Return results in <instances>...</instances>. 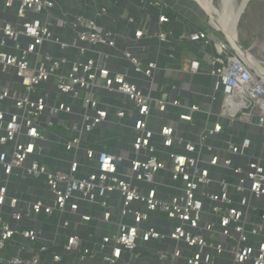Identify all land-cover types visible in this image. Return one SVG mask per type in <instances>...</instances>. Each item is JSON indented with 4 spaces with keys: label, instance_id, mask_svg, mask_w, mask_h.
<instances>
[{
    "label": "built area",
    "instance_id": "2783aa9c",
    "mask_svg": "<svg viewBox=\"0 0 264 264\" xmlns=\"http://www.w3.org/2000/svg\"><path fill=\"white\" fill-rule=\"evenodd\" d=\"M2 1L4 7L14 10L19 22L0 21V251L15 236L31 243L42 236L39 230L9 227L3 213L6 203L13 211L9 218L17 225L23 219L54 214L78 215L81 222H89L93 220L91 216L79 214L80 204H85L99 207L100 221L114 230L94 248L81 251L79 237L68 235L63 252L79 251L81 260L101 256L106 264H115L124 252L132 257L141 244L170 239L176 246L171 252H157L159 264H264V158L250 154L252 142L248 137L235 143L228 136L220 149L209 144L234 124L258 129L264 139V73L250 65L225 35V40H219L205 31L191 33L185 40L213 49L207 75L213 79L210 99L217 104L216 120L194 139L179 135L168 124L160 125L154 132L149 122L154 110L166 113L174 107L178 120L190 125L197 113H211L201 111L196 104L151 97L154 61L141 63L129 51L123 53L133 73L150 85L147 92L132 82L127 73L109 70L108 55L98 49L114 48V39L95 20L79 14L68 23L60 19L63 26L74 32V40L68 43L54 37L50 30L53 0ZM105 12L101 9L99 15ZM39 15H45L46 21ZM168 21L165 15L158 18L159 24ZM29 28L33 29L31 34ZM134 35L136 39L145 35L162 43L167 39L161 29L153 35L136 30ZM48 43L55 44L63 53L74 51L75 60L69 61L65 55L54 57L45 48ZM91 53L95 57H90ZM187 69L196 74L200 63L192 60ZM46 83L71 103L49 105V95L39 93ZM97 89L117 93L135 107L131 111L115 107L112 111L116 118L132 121L126 126L133 137L128 152L114 153L105 148L95 151L82 146L83 137L96 131L109 115V107L95 98ZM73 103L83 107V112L77 114L79 120L71 126L62 125L70 136L59 137L71 160L66 170L50 171L37 159L45 133L53 126L51 120L43 125L42 117L46 112L49 117L72 115ZM156 137L160 149L155 145ZM80 153L93 165L86 167L79 159ZM224 155L238 157L240 161L233 162ZM82 168L85 173L78 178ZM219 170L229 173L230 178L215 179L213 172ZM16 171H22L23 177H43L51 201L31 202L24 213L17 210L18 199L7 197L9 179ZM212 186L217 187L216 192L211 190ZM171 190L173 193H168ZM113 194L119 197L117 222L113 220L115 210L110 203ZM151 214L173 222L171 231L164 233L149 225ZM68 226L67 220H60L59 228ZM45 251L46 246H41L30 260L16 257L10 262L39 264V256ZM60 261L61 256L55 254L51 264Z\"/></svg>",
    "mask_w": 264,
    "mask_h": 264
},
{
    "label": "crops",
    "instance_id": "0c3cea01",
    "mask_svg": "<svg viewBox=\"0 0 264 264\" xmlns=\"http://www.w3.org/2000/svg\"><path fill=\"white\" fill-rule=\"evenodd\" d=\"M53 1L55 7L51 11V18L48 21L54 37L68 43L74 40V32L68 26H63L60 19L68 23L71 17L77 14L93 19L103 31L110 32L114 39V48L101 47L98 49L103 54L108 55L106 65L109 70L127 73L132 82L138 84L144 92H147L150 85L141 76L133 73L132 65L123 57V53L129 51L141 63L154 61L156 70L151 84V97L178 100L184 105L196 104L201 111L207 110L211 113L210 116L203 112L197 113L193 124L190 125L181 123L178 120V110L174 107L168 108L166 113H158L154 110L149 117L151 130L157 132L160 125L168 124L175 127L179 135L194 139L206 126L210 127L216 120L214 114L217 111V104H212L210 99L213 94V79L207 75L209 56L213 53V49L200 43H191L185 40L187 36L196 31H205L216 39L225 40L224 35L219 30L221 26L214 22L209 9L202 0H199L200 2L198 0H188V4H183L181 0H152L157 2L156 5H151V0ZM101 9H105L106 12L99 15ZM242 12L239 21L236 23L237 39L242 44L240 46L245 47L249 54L259 62H263L264 58H257L256 56H264V0H248ZM160 15H165L169 19L168 23L159 24L158 18ZM27 16L30 17V14L28 13ZM38 17L42 21H46L45 15H39ZM130 19L132 22L129 21ZM0 21L19 22L15 17L14 10L4 7L2 0H0ZM210 24L218 31H215ZM159 29L167 34L164 43L156 39L151 40L145 35L140 39H136L134 35L136 30H142L144 34L150 33L153 35ZM45 48L54 57L65 55L69 61L75 60L76 54L74 51L67 50L63 53L52 43L46 44ZM89 56L95 57L93 53ZM192 60L200 63V70L196 74L187 69V64ZM39 93L49 95V105L53 102L71 103L66 96L57 94L49 83L42 85ZM94 93L97 100L107 94L105 101L101 99V101H98L103 106L109 107L107 108L109 115L106 122L101 124L95 131L94 136L83 137L82 146L92 148L95 151H101L105 148V150L114 153L128 152L133 137L126 126L131 125L132 121L127 118L118 119L112 111L115 107L128 111L135 110V107L125 97L117 93L108 94L99 89L94 90ZM80 107L79 104L73 103V109ZM74 116H77L76 112L72 115L60 114L58 117H49L46 112L42 117L43 125L44 122L51 120L53 126L49 127L45 133L46 140L42 143V153L37 159L50 171L66 170L67 162L71 160V155L64 150L59 137L68 138L70 136V132H66L62 125L70 124L69 126H71ZM228 136L235 143H239L241 138H250L252 142L250 154L264 158V139L260 130L248 125H230L225 129L224 134L214 137L209 141V144L216 149H220ZM155 145L158 149L161 148L157 137ZM79 156L80 161L86 167L93 165L85 160L83 154L80 153ZM224 157L230 156L224 155ZM230 158L233 159V162L240 161L238 157ZM84 170L82 168L78 175L82 176L85 173ZM213 175L218 180L230 178L229 173L221 170L214 171ZM1 176L0 172V179ZM163 179L167 181V175H164ZM9 180L7 197L18 199L17 210L22 213L27 210V206L31 202L40 200L49 203L51 201L43 177L38 179L23 177L22 171H16ZM211 190L216 192L217 187L212 186ZM164 193H167V191ZM168 193L172 194L173 191L171 190ZM110 203L115 210L113 220L117 222L118 213L116 211L119 208L117 194L111 196ZM3 213L4 221L9 227L39 230L42 236L35 243L15 236L0 251V257L2 258L0 264H12L10 260L16 257L28 261L38 252L41 246H46V251L40 254L39 264H51L55 254L61 256L59 264H106L101 256L81 260L79 251L64 253L62 250L68 235L74 234L79 237V250L81 251L83 248H94L103 236L114 230L113 226L100 221L101 212L97 206L80 204L79 214L91 216L93 220L89 222H81L78 215L63 214L60 216L54 214L51 217L40 215L31 217V219H23L17 225L9 218L13 211L7 206V203L3 207ZM162 218L163 216L151 214L149 225L161 232L169 233L174 223L169 220L163 221ZM208 218L212 219L211 217ZM61 219L69 222L68 228H59ZM175 246L176 243L170 239L151 241L139 245L132 253V257L130 253L124 252L115 264H127L129 262L132 264H159L157 252H171ZM178 246L184 249L182 244Z\"/></svg>",
    "mask_w": 264,
    "mask_h": 264
},
{
    "label": "bare ground",
    "instance_id": "6f19581e",
    "mask_svg": "<svg viewBox=\"0 0 264 264\" xmlns=\"http://www.w3.org/2000/svg\"><path fill=\"white\" fill-rule=\"evenodd\" d=\"M199 1V0H198ZM248 0H241L240 4H236L235 0H220L221 9L215 11L213 9L212 12L216 16L218 20V24L221 26L219 30L225 35L226 39L231 43L233 48L243 53L241 47L239 46V42L237 39V22L240 19L241 14L243 13V9ZM200 2V1H199ZM203 3L207 5V0H202ZM201 2V3H202ZM204 4V5H205ZM213 16V15H212ZM247 62L253 67L257 68L259 71L264 73V64L263 62H259L256 58H254L247 51L243 53Z\"/></svg>",
    "mask_w": 264,
    "mask_h": 264
},
{
    "label": "rangeland",
    "instance_id": "374dc122",
    "mask_svg": "<svg viewBox=\"0 0 264 264\" xmlns=\"http://www.w3.org/2000/svg\"><path fill=\"white\" fill-rule=\"evenodd\" d=\"M208 1V3H207V5H206V7L209 9V11H210V14L211 15H213L212 16V18H213V20H214V22L215 23H217L218 22V20H217V18H216V16L213 14V12H212V10L211 9H213V10H215V11H218L219 9H221V2H220V0H207ZM236 2V4L238 5V4H240L241 3V0H235ZM181 2L183 3V4H188L189 3V1L188 0H181ZM240 2V3H239ZM218 24V23H217ZM210 29V28H209ZM211 30V29H210ZM238 42H239V39H238ZM241 44V43H240ZM242 45V44H241ZM244 46V45H243ZM244 49H246L245 47H243ZM61 56V55H60ZM254 57V56H253ZM257 58H264V56L263 55H259V56H256ZM255 58V57H254ZM263 61H264V59H263ZM105 96H107V94H105L104 95V97H100L98 100L99 101H101V100H106V98L107 97H105ZM101 99V100H100ZM73 112H76L77 114H81L82 112H83V107H80V108H78V109H76V108H74L73 109ZM79 120V117L78 116H74L73 118H72V122H77ZM94 133H95V131L91 134V136L93 135L94 136ZM78 178H80L81 176L80 175H78L77 176ZM163 219V221H166V219L163 217L162 218ZM218 261V260H217Z\"/></svg>",
    "mask_w": 264,
    "mask_h": 264
},
{
    "label": "clouds",
    "instance_id": "9594fccd",
    "mask_svg": "<svg viewBox=\"0 0 264 264\" xmlns=\"http://www.w3.org/2000/svg\"><path fill=\"white\" fill-rule=\"evenodd\" d=\"M28 32H29V34H31L32 32H33V29H31V28H29L28 29ZM11 127V126H10ZM31 149L29 148V151H30ZM22 159V158H21ZM181 163H183V160L181 159V161H180ZM105 163H107V162H105Z\"/></svg>",
    "mask_w": 264,
    "mask_h": 264
},
{
    "label": "water",
    "instance_id": "95a60500",
    "mask_svg": "<svg viewBox=\"0 0 264 264\" xmlns=\"http://www.w3.org/2000/svg\"><path fill=\"white\" fill-rule=\"evenodd\" d=\"M247 2H248V1H247ZM247 2H246V3H247ZM194 3H195V2H194ZM245 5H246V4H245ZM239 44H240V43H239ZM240 45H241V44H240ZM240 45H239V46H240ZM240 47H241L242 52L245 53V52H246V49H244L242 46H240ZM243 53H242V55L244 56ZM244 58H245V56H244Z\"/></svg>",
    "mask_w": 264,
    "mask_h": 264
}]
</instances>
